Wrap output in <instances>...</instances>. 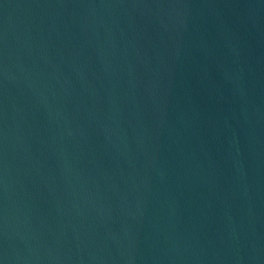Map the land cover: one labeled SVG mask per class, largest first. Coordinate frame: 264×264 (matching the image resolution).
Instances as JSON below:
<instances>
[{
    "label": "water",
    "instance_id": "obj_1",
    "mask_svg": "<svg viewBox=\"0 0 264 264\" xmlns=\"http://www.w3.org/2000/svg\"><path fill=\"white\" fill-rule=\"evenodd\" d=\"M0 264H264V0H0Z\"/></svg>",
    "mask_w": 264,
    "mask_h": 264
}]
</instances>
